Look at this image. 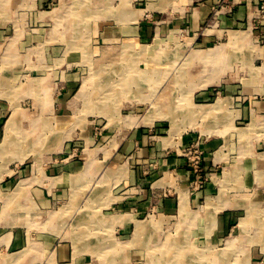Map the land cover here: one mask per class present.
<instances>
[{"label":"crops","instance_id":"1","mask_svg":"<svg viewBox=\"0 0 264 264\" xmlns=\"http://www.w3.org/2000/svg\"><path fill=\"white\" fill-rule=\"evenodd\" d=\"M57 1L0 0V159L20 157V154L5 155L7 150L1 147L6 143L5 125L10 118L4 120L6 114L11 110L12 115L14 109L15 112L18 110L19 103L25 104L24 101L18 103L22 95L32 94L31 100L35 107L36 102L39 103L37 95L46 96L42 102L45 107H42L45 115V126L42 129L39 130L37 119H32V113H28L30 123L27 131L19 129L24 124L17 120L16 114L10 119L15 121L9 126L13 131L17 126L18 134H28L30 150L44 147L46 151L41 155L46 160L40 165L34 157L37 155H34L31 157L36 160V164L34 162L35 165L30 169L21 167L9 172L0 171V264H90L92 262H88L89 256L86 255L88 251L96 253L110 246L100 236L107 229L117 235L118 240L114 242L116 244L111 243L112 247L123 250V261L117 257L116 263L124 264V259L126 262L131 259L136 264H152L148 255H145V249L153 250L154 256L158 258V248L163 244L149 238V235L152 236L153 232L162 228H157L151 222L152 217L159 218L157 220L166 227L170 213H177L176 224L186 230L202 228L207 223L210 235L205 242L211 244L212 249H219L224 239L222 235L234 226L231 222L238 215L247 216L251 210L256 211L257 223L264 225V137L261 135L253 133L252 137L247 136L244 141L238 133L228 138L224 132L225 125L213 122L201 128L192 124L194 128L190 127L170 140L161 135L169 134L170 128L164 127L167 123L160 122V116L153 125L133 116L135 120H130L137 122L134 127L115 126L107 130H95L93 126L79 128L85 121H95L96 118L88 120L90 115L83 117L78 114L83 109L77 101L82 87L78 83L80 73L75 68L51 70L47 57L31 60L36 65L40 63L42 69L38 76L34 75L36 69L31 70L33 74H26L21 67L20 72L13 70L12 66L5 69L2 67L1 59L5 51L2 50L3 45L19 37L22 31L27 33L29 30L28 23L18 21L21 16L32 11L40 17L45 16L46 11L37 9L47 5H54L55 8ZM111 1L117 2L120 7L122 0H102L106 5L104 9H108L109 13ZM261 1L123 0L120 11L110 14L108 26L104 23V38L112 40L113 36L120 35L146 40L159 34L169 37L174 33L177 34L175 38L178 36L187 42L194 41L198 44L195 46H206L208 42L220 41L236 28L242 30L246 27L243 32H254V35L256 33L260 36L264 33V10L259 8ZM38 21L35 26L42 32L28 35L24 39L25 45L28 42L42 44L49 39H54L56 45L64 43L65 40L59 41V35L51 32L53 27L49 23ZM55 33L58 32L55 30ZM258 37L255 41L257 43L250 48L261 51L264 56V43ZM16 44L14 50L18 48ZM219 47H196L199 49L193 48L191 51L196 61H199L191 66L192 70H202L197 74L190 72L189 84L200 85L195 87V97L203 103H192L193 110L189 109V112L194 114L198 107L202 108L201 105L212 106L220 98L224 101L232 98L235 104L230 119L236 125L248 122L247 128L235 127L245 131L252 126L256 130L264 124V97L253 94L248 100L241 91V96H233V91L229 90L231 85L222 87L221 82L215 83L210 78V71H207L205 57H199V54L211 55L209 50ZM256 55L253 54L254 61L263 71L257 73L253 68V73L248 76L261 82L264 80V62H256ZM25 81L30 85L28 90H24L22 85ZM166 81L157 80L155 84L163 86L175 83L172 80ZM252 87L257 89L258 84ZM219 102L222 103L221 100ZM19 111L25 117V110ZM108 116L110 123L117 120L112 110H108ZM97 121L101 122L99 119ZM70 124L74 126L69 128ZM78 128L80 131L77 132ZM70 130L74 131L75 137L70 135ZM14 139L17 140L15 136ZM196 142L204 152V172L197 176L198 187L192 188L195 173L190 169L183 152L185 147ZM77 147L84 148L77 154ZM236 182L241 188L238 185L236 187ZM225 183L226 189H222ZM233 195H238L237 198L249 197L250 201L239 202ZM14 201H17V208L12 209ZM27 206H34L37 213V218H34L33 247L28 243L29 230L24 224L27 215L24 209ZM58 210H65L67 214L62 221H72V226L76 228L75 242L70 240L69 223L65 226L64 222L58 221L57 224L55 219H50ZM243 219L245 217L239 218L238 223L241 224ZM97 233L99 236H94L95 243L80 241L82 236ZM141 234L143 236L140 240L143 243L140 244L138 235ZM198 240L204 243L201 238ZM243 240L246 239L238 236L235 241ZM186 247H180L178 251L188 249ZM261 256V250L257 253L250 249L251 264L258 263Z\"/></svg>","mask_w":264,"mask_h":264},{"label":"rangeland","instance_id":"2","mask_svg":"<svg viewBox=\"0 0 264 264\" xmlns=\"http://www.w3.org/2000/svg\"><path fill=\"white\" fill-rule=\"evenodd\" d=\"M122 1L119 4L120 7L117 2L111 1L109 8L110 13L107 11L108 9H104L106 5L105 3L103 4L102 0H58L55 8H53L54 5L50 7L47 5L37 9L46 11L45 16L42 15L41 17L38 14H34V11L27 12V14L21 16V20L18 21L28 23L29 30L27 31L29 33L22 31L19 33V37L10 39L3 45L2 50L5 51L1 59L2 67L12 66L13 70H19V72L24 68L22 72H26V74H33L31 70L36 69L37 73L34 75L38 76L42 69L39 65L40 63L36 65L34 62H31V60H40L41 57H47L51 70L60 69L63 71L65 68H75V70L80 73V80L78 83L79 87H82L77 101L83 106V109L82 113L79 111L78 114L83 117L90 115L91 117H87L88 120L96 118L95 121H85L83 124L79 125V128L93 126L95 130H100L102 128L107 130L108 127L115 126L119 128L125 125L134 127L137 122L132 121L135 120L133 116L140 118V121L146 122L148 125H153L156 124V121H158L157 119H159L158 116H160V122L167 123L164 127L167 129L170 128L169 134L163 133L161 135L166 136V138L170 140L175 139L182 131L189 130L192 124L202 127L205 125L210 126L213 122L214 124L218 123L219 125L223 123L225 125L226 130L224 132L228 138L235 133H238L243 141L247 136L252 137L253 133L264 137V124H261L256 130L252 128V126L245 131H243L244 129L241 130L235 127L246 126L247 128L248 122H245L243 125H236L234 120L230 119L235 104L232 98L226 101H224L225 99L223 98L217 101L213 100L211 102L215 101L214 105H201L203 107H198L194 114L193 112H189V109L193 110V107L191 108L192 103H203L198 101L195 97V87H199L200 85L189 84L190 72H195V74H197L202 70H192L191 67L192 65H196L195 62L199 63V61H196V57H193L194 55L191 53L192 49L196 47L208 49L209 47L220 46L219 48L210 49L209 53H211V55L207 53L199 54V57H205L207 71H210V78L213 79L215 83L221 82L220 84L222 87L231 85L229 90L235 91V94L231 91L229 92H231L233 96H241V92H243V97L247 96L248 100L253 94L264 97V80L256 82L255 79L249 78L248 76L250 73H253L252 70L254 69L257 73L263 71L261 67H257L253 54L257 53L256 57L258 59L256 62L259 63L264 62V56L261 54V51L259 52L250 48L251 45L257 43L255 41L259 35H256V33L254 35V32H243L246 27L242 30L236 28V30L220 39V41L208 42L206 46H195L198 44L194 41L187 42V40L184 41L183 38L178 36L175 38L174 35L177 34L174 33L169 37L159 34L158 36L150 37L146 40L126 38L120 35L113 36L112 40L105 39L104 23L108 26L110 23V14L120 11L119 9L122 7ZM261 5H264L262 1L261 4H259V8L260 10H264V7ZM38 20L49 23L50 26L53 27L51 32L59 35V41L65 40L64 43L56 45L53 43L54 39H49L42 44H29L28 42V44L25 45L26 40L24 39L27 38L28 35L42 32L37 29L38 26H35V23L37 24L39 22ZM258 29L259 28L256 30ZM55 30L58 33H55ZM263 34L262 32L258 37V40L262 43H264ZM14 43H17L16 46L18 48L16 50H14ZM213 51H215L214 56H212ZM10 53H14V55H10ZM26 60L29 61L27 62ZM127 78L130 79L129 82ZM157 80H163L164 83L167 82L166 80H172L175 81V83L159 86L155 84ZM254 84H258L257 89L252 87ZM22 85L25 87L24 90L29 89L30 85L28 81H25ZM34 85L36 84L34 83ZM32 97V94H25L19 97L18 103L19 101H24L25 104L21 105V103H19L20 106L16 113L14 110L11 115L10 110L6 114L4 120L9 118V116L10 120L14 114H17V120H20L21 123L24 124L19 127V129H26L27 131L30 123L27 117L32 113V119L35 117L38 121L39 130L42 129L45 126V115L42 113V111H44L42 110L44 103L42 102L46 96L41 94L37 95V97H39V103L36 102V107L34 103H32ZM219 100H221L222 103L219 102ZM15 102H17V100H15ZM231 104H233V106ZM19 109L25 110L27 113L23 112L25 117L22 116V111L20 112ZM108 110H112L114 118L117 119L116 121L111 123L108 121ZM97 119L101 120V122L97 121ZM125 119L127 121H125ZM9 120H7L8 122L6 121L8 123H6L7 126L5 125V130L7 132L5 139L11 135L13 131V128L9 127ZM73 126L74 124H70L69 128ZM79 128L77 132L80 131ZM192 128H194V126ZM69 132L72 137H75L74 131L70 130ZM212 132L221 133L220 131H211V133ZM13 134L17 140L11 136V139L14 141L12 140V144L6 146L7 152L5 155L20 154V157H15L13 159L6 157L8 159H0V171L9 172L16 168L20 169L21 167L30 169L34 162L36 164L35 159L39 161L40 165H43L46 160V157L42 156L44 154L43 152L46 151L44 147L40 146L30 150L31 145L28 143V140H30L28 134L26 133L27 136L22 135L21 132L18 134L17 126L14 128ZM83 148L84 147H77L76 153H80ZM34 155H37V157ZM31 156H34L35 159H32L33 157ZM226 183L221 187L222 189H226ZM237 185L241 188L238 182H236V187ZM231 189L233 192H236L232 187ZM226 197L230 198L231 196ZM232 197L237 198L238 195H233ZM237 201L248 202L250 198L240 197L237 198ZM16 203L17 201L13 202L12 209L17 208ZM80 207L81 206H78V208ZM24 211L25 214H27L24 224L27 225V229L29 230L28 238L30 241L28 243L33 247L35 246L34 218H37V213L34 210V206H27ZM66 214L67 212L65 210H58L51 215L50 219H55L57 224L58 221L64 222L65 226L69 223L70 240L74 242V239H77V235L74 233L76 228L72 226V221H62L63 216ZM244 215L245 214L238 215L236 219L231 222L234 226H231L227 233L222 235L224 239L222 240V244L219 245V249H216V247L212 249L211 244L206 243L210 235V227L207 223L204 224L202 228L186 230L182 225L176 224L178 220L177 213L169 214V224L166 227L161 224V221L157 220L159 218L152 217L151 222L154 223L157 228H162L153 232L152 236L149 235V238H154L159 244L161 242L163 244L158 248V258L154 256V252L150 248L145 249V255L146 257L148 255L151 261L153 260L152 264H179V262L180 264H251V259L249 258L251 249L257 251V253L261 250L263 255L259 262L254 264H264V239L262 238V236H264V225L257 223L258 213L256 211L251 210L249 215ZM241 217H245L242 223L245 222L246 225L238 223ZM204 218L206 220L208 219V217H202V219ZM165 220L167 221V219ZM165 220L164 222H166ZM173 222L175 224H173ZM94 236L98 237L99 235L97 233L93 236H82V240L80 241L95 243ZM100 236L104 237L103 241L106 239L107 245L110 246H108V249L106 247L103 251H97L96 253H94L93 250L91 252L88 251V254H86L89 256V258H87L88 262H92L90 264H93V261L95 264H118L116 263L117 257H120L119 260L122 262L123 250L112 247L111 244L118 240L116 233L107 229ZM142 236V234L139 236L140 244L143 243L141 242L142 240H140ZM238 236L246 240L235 241ZM97 237L95 238L97 239ZM200 238L204 240V243L198 242ZM189 244L192 248L189 247ZM186 246L187 248L189 247L187 251L185 249V251H178L180 247L185 248ZM213 250H215L214 253ZM185 258H196V260L187 259V261ZM256 261L258 260L256 259ZM124 264L136 263L132 262L131 259H128L126 262V259H124Z\"/></svg>","mask_w":264,"mask_h":264},{"label":"built area","instance_id":"3","mask_svg":"<svg viewBox=\"0 0 264 264\" xmlns=\"http://www.w3.org/2000/svg\"><path fill=\"white\" fill-rule=\"evenodd\" d=\"M262 3H264V0L262 1ZM261 6L264 7V5ZM183 153H185V156L187 157V162L189 164L190 169L193 170V173H195V179L192 182L191 186L192 188L198 187L199 184L197 176L204 172L202 167V159L204 152L201 150L199 143L196 142L193 143V145L185 147Z\"/></svg>","mask_w":264,"mask_h":264},{"label":"bare ground","instance_id":"4","mask_svg":"<svg viewBox=\"0 0 264 264\" xmlns=\"http://www.w3.org/2000/svg\"><path fill=\"white\" fill-rule=\"evenodd\" d=\"M124 10V9H123ZM124 12V11H123ZM137 14V13H136ZM234 36V35H233ZM239 38V37H238ZM235 39V38H234ZM213 52H215V51H213ZM211 64V63H210ZM212 65V64H211ZM216 66V65H215ZM219 72V71H218ZM216 73V72H215ZM181 76V75H180ZM215 76V75H214ZM181 78V77H180ZM203 78V77H202ZM215 78V77H214ZM133 79H135V78H133ZM132 79V80H133ZM129 80L130 79H128L127 78V81L129 82ZM202 80V79H201ZM134 82V81H133ZM218 104H219V102H218ZM179 107V106H178ZM203 107V106H202ZM177 108V107H176ZM226 108V107H225ZM182 109V108H181ZM219 109V108H218ZM222 109V108H221ZM15 110V109H14ZM217 111V110H216ZM16 113V112H15ZM15 115V114H14ZM17 115V114H16ZM15 115V116H16ZM10 122V124H9V126H12V124L13 123H15V121L14 120H10L9 121ZM9 130V129H8ZM174 130V129H173ZM11 132V131H10ZM13 132V131H12ZM173 132V131H172ZM11 136H12V134L11 135H9L8 136V138H6V143H5V145L3 144L1 147L5 150V149H7V145H9L11 142H12V139H11ZM14 137V136H13ZM2 149V150H3ZM11 159V158H10ZM89 165V164H88ZM92 166V165H91ZM91 167L89 166V169H90ZM88 171V170H87ZM85 172V171H84ZM86 173V172H85ZM84 175V174H83ZM234 175V174H233ZM83 177V176H82ZM235 177V176H234ZM84 178H86V177H84ZM71 179V178H70ZM120 217H123V216H120ZM185 221V220H184ZM141 224V223H140ZM152 224V223H151ZM142 230V229H141ZM138 232V231H137ZM138 236H140V235H138ZM75 242V241H74ZM178 243H180V242H178ZM174 244V243H173ZM190 245V244H189ZM169 246H170V244H169ZM171 247H172V245H171ZM175 247V246H174ZM190 247V246H189ZM188 247V248H189ZM187 248V247H186ZM168 249V248H167ZM175 249V248H174ZM187 250V249H186ZM185 251V250H184ZM164 254V253H163ZM167 255V254H166ZM184 255V254H183ZM175 256V255H174ZM206 257V256H205ZM172 258H174V257H172ZM170 259V258H169ZM191 259V258H190ZM196 260V259H195ZM198 260V259H197ZM6 261V260H5ZM179 261H180V259H179ZM152 262V261H151ZM172 262V261H171ZM174 262V261H173ZM13 263V262H12ZM177 263V262H176ZM179 264H180V262H179Z\"/></svg>","mask_w":264,"mask_h":264}]
</instances>
